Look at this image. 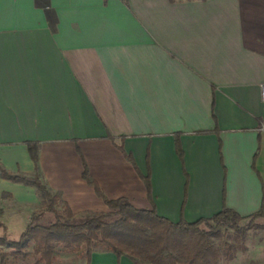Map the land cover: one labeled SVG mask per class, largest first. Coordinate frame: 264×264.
<instances>
[{
	"label": "crops",
	"instance_id": "1",
	"mask_svg": "<svg viewBox=\"0 0 264 264\" xmlns=\"http://www.w3.org/2000/svg\"><path fill=\"white\" fill-rule=\"evenodd\" d=\"M263 86L264 0H0V163L78 215L111 211L86 170L171 221L257 212ZM0 186L1 208H41L35 186Z\"/></svg>",
	"mask_w": 264,
	"mask_h": 264
},
{
	"label": "trees",
	"instance_id": "2",
	"mask_svg": "<svg viewBox=\"0 0 264 264\" xmlns=\"http://www.w3.org/2000/svg\"><path fill=\"white\" fill-rule=\"evenodd\" d=\"M28 148L37 165V143L29 142ZM177 154L182 157L178 144ZM0 174L5 179L35 186L45 206L43 211L33 215L19 239L0 237L1 244H7L11 249L9 253L1 254L0 264H8L9 255H25L31 244L39 264H53L59 246L75 252L85 248L87 264H91L92 254L97 247L112 251L118 257L124 255L135 264H218L219 249L214 241L220 227L227 225L244 232L256 217L264 216V207L248 216H241L223 206L211 217L192 222L182 217L178 221H171L158 215L153 208H135L124 197H106L86 170L84 177L94 185L97 194L111 211H88L78 218L66 202H63L62 210L57 209L60 196L49 191L38 173L32 177L15 174L0 163ZM147 189L149 191L148 183ZM46 212L52 213L53 218L48 222L39 221ZM244 220L248 222L241 225ZM3 226L0 222V228Z\"/></svg>",
	"mask_w": 264,
	"mask_h": 264
},
{
	"label": "rangeland",
	"instance_id": "3",
	"mask_svg": "<svg viewBox=\"0 0 264 264\" xmlns=\"http://www.w3.org/2000/svg\"><path fill=\"white\" fill-rule=\"evenodd\" d=\"M3 188L11 190L7 186ZM4 197L7 198L8 196L4 195ZM9 205L10 203L4 205V208L0 207V222L4 221V226L0 228V237L13 240L19 239L35 213L45 209V206L42 205L38 211L30 213L22 209L15 211V208L9 207ZM57 209L62 210L61 202ZM82 216V214H77L78 218ZM52 218L53 214L46 212L39 221L48 222ZM247 222L244 220L241 225ZM214 242L219 249L218 264H264V216L256 217L244 232L222 225ZM97 250H102V247H97ZM10 251L11 249L7 244L0 242V258L3 252L9 253ZM26 251L25 255L17 257L9 255L8 264H39L37 256L33 252V244ZM53 264H87L85 248L75 252L64 246H59L56 249V259Z\"/></svg>",
	"mask_w": 264,
	"mask_h": 264
},
{
	"label": "built area",
	"instance_id": "4",
	"mask_svg": "<svg viewBox=\"0 0 264 264\" xmlns=\"http://www.w3.org/2000/svg\"><path fill=\"white\" fill-rule=\"evenodd\" d=\"M261 98H262V100L264 101V86L262 87Z\"/></svg>",
	"mask_w": 264,
	"mask_h": 264
}]
</instances>
